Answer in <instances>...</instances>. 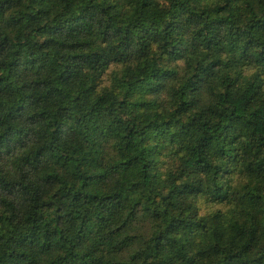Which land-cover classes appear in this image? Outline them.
Listing matches in <instances>:
<instances>
[{
  "label": "trees",
  "instance_id": "1",
  "mask_svg": "<svg viewBox=\"0 0 264 264\" xmlns=\"http://www.w3.org/2000/svg\"><path fill=\"white\" fill-rule=\"evenodd\" d=\"M0 264H264V0H0Z\"/></svg>",
  "mask_w": 264,
  "mask_h": 264
}]
</instances>
